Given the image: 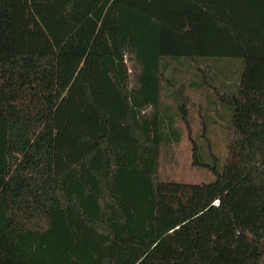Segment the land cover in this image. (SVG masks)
I'll return each mask as SVG.
<instances>
[{
  "label": "trees",
  "instance_id": "obj_1",
  "mask_svg": "<svg viewBox=\"0 0 264 264\" xmlns=\"http://www.w3.org/2000/svg\"><path fill=\"white\" fill-rule=\"evenodd\" d=\"M182 62L223 79L209 182L159 175ZM0 264H264V0H0Z\"/></svg>",
  "mask_w": 264,
  "mask_h": 264
},
{
  "label": "rangeland",
  "instance_id": "obj_2",
  "mask_svg": "<svg viewBox=\"0 0 264 264\" xmlns=\"http://www.w3.org/2000/svg\"><path fill=\"white\" fill-rule=\"evenodd\" d=\"M171 66L175 68L173 75L176 77V83L185 86V94L190 100V104L188 105L190 132L179 117L174 118V126L181 131V141L178 144L173 143L164 146L159 175L162 179L184 183L209 182L213 180L212 174L205 169L196 168L192 165V145L190 139L198 135L200 130L199 123L202 121H200V119L204 116L208 121L207 136L209 137L212 150L219 154L225 152L228 133L225 116L220 112L219 114L223 117L217 116L213 111V105L208 101L209 98H213V86L219 85L220 81L223 79L218 75L215 68L210 63L196 64V67H198L200 71L197 70L196 67L192 68L184 62H182V65L173 63ZM127 67L130 72V84L133 86L139 67L130 60H127ZM201 70H205L206 72L205 80L202 79V81L201 78L203 74ZM226 82L228 83L229 81ZM192 83L197 85L202 84V87L192 86ZM166 101L169 106L176 109L171 99H167ZM207 108H209L210 111L208 110L205 113Z\"/></svg>",
  "mask_w": 264,
  "mask_h": 264
}]
</instances>
